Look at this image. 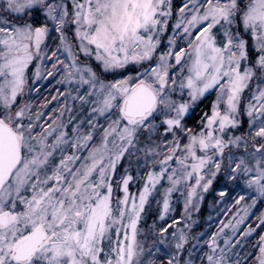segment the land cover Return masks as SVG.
<instances>
[{"label": "snow or ice", "instance_id": "6c2138e0", "mask_svg": "<svg viewBox=\"0 0 264 264\" xmlns=\"http://www.w3.org/2000/svg\"><path fill=\"white\" fill-rule=\"evenodd\" d=\"M0 264H264V0H0Z\"/></svg>", "mask_w": 264, "mask_h": 264}, {"label": "trees", "instance_id": "16d2710c", "mask_svg": "<svg viewBox=\"0 0 264 264\" xmlns=\"http://www.w3.org/2000/svg\"><path fill=\"white\" fill-rule=\"evenodd\" d=\"M42 92L44 95H48V93L46 91H44L42 89ZM50 98V97H49ZM211 97H209L208 99L204 100L196 109H194V111L190 114L189 116V119H188V123L190 126H193L195 125L196 123L199 122V117L203 114V112L205 111H208L209 110V105L211 103ZM37 103H39V100H37ZM211 197V195H208L206 197V202L205 204L202 206V209H201V213L198 217V226H195L193 228V232L195 233H199L202 229V226L207 223L205 220V218H207V216L209 215V212H208V203H209V198ZM175 207L177 208V213H174V215H177L180 211V205L179 204H176ZM210 211V210H209ZM208 213V214H207ZM221 217H217V221L218 219H220ZM217 221H215V223L212 225L211 228H207L206 230L207 231H212L215 229V227L217 226ZM148 223L150 224L151 223V217L148 219ZM248 223H255V218L254 217H251L249 220H248ZM207 227V226H205ZM257 231L259 232L260 229H257ZM255 239V236H253L250 240H249V244L252 243V241Z\"/></svg>", "mask_w": 264, "mask_h": 264}, {"label": "rangeland", "instance_id": "374dc122", "mask_svg": "<svg viewBox=\"0 0 264 264\" xmlns=\"http://www.w3.org/2000/svg\"><path fill=\"white\" fill-rule=\"evenodd\" d=\"M53 83H54V82H53ZM211 98H212V97H211ZM211 100H212V99H211ZM53 103H54V102H53ZM173 199L175 200V195H174ZM211 200H212V196L209 198L208 212H209V215H211V216L213 217V220L210 221V222H208V221H207V218H208V216H209V215H208L207 218H205V219H206L205 221H206L207 223H205V224L202 226L201 231H207L206 229L209 228V227H208V224L211 223V225H213V224L215 223V221H217V220H216V219H217V216H216L215 211H214L212 208L209 207V204L211 203ZM209 210H210V211H209ZM234 210H235V209H233V211H234ZM207 214H208V213H207ZM221 218H223V217H221ZM221 218H220V219H221ZM254 218H255V217H254ZM218 220H219V219H218ZM247 223H248V221H247ZM216 224H218V221H217ZM205 226H207V227H205ZM242 227H243V226H242ZM201 231H200V232H201Z\"/></svg>", "mask_w": 264, "mask_h": 264}]
</instances>
